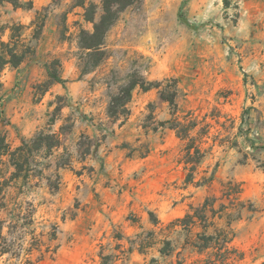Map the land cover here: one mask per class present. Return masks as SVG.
<instances>
[{"label": "rangeland", "instance_id": "1", "mask_svg": "<svg viewBox=\"0 0 264 264\" xmlns=\"http://www.w3.org/2000/svg\"><path fill=\"white\" fill-rule=\"evenodd\" d=\"M18 1L0 4V41L24 53L0 73V264H101L100 254L116 264H264V0H142L118 15L100 57L80 37L93 31L85 9L98 21L102 0L35 10ZM52 64L65 83L45 90ZM132 80L175 84L176 116L197 123L190 137L203 158L190 185L179 163L186 142L163 124L172 110L160 89L135 87L126 121L108 117ZM53 86L61 94L49 97ZM12 100L25 110L21 125L4 116ZM40 133L59 145L32 152L16 173L10 153ZM228 182L244 206L222 195ZM207 198L218 211L211 227L176 222ZM221 205L240 218L221 216ZM223 232L227 244L198 249L203 234Z\"/></svg>", "mask_w": 264, "mask_h": 264}, {"label": "trees", "instance_id": "2", "mask_svg": "<svg viewBox=\"0 0 264 264\" xmlns=\"http://www.w3.org/2000/svg\"><path fill=\"white\" fill-rule=\"evenodd\" d=\"M142 0H102L101 2V16L98 21H94L95 11L92 4H89V7L85 9V21L92 24L93 31L91 33H87L82 31L80 37L81 48L89 51V55L92 57H100V49L103 46L104 38L109 31V29L114 25L115 21L118 18V15L123 12L126 8L135 5ZM2 2H8L13 5L15 8H21L22 5L18 0H0V4ZM79 6H84V0L79 1ZM32 7V2L27 3V8L30 9ZM178 18L185 23L187 26L188 23L182 15L180 10L178 14ZM24 59V53L17 50L16 44L12 46L10 43L4 44L0 41V73L1 71L8 65L12 67L19 66ZM101 58H96V63L100 62ZM65 80L61 79L56 70L52 67L48 69V80L45 83V90H47L53 84H64ZM139 86L140 89L144 92L149 91L152 88L160 89V99L163 102L168 103L171 112V119L163 124H169V129L175 132V135L181 141L186 142L182 149V156L180 159V164L183 165L184 173V183L186 185H190L194 180V172L196 170V166L200 164L203 158V152L198 144H196L195 139L190 137L191 131H193L197 127V123L189 116H185L183 119H179L176 116V89L175 84L170 87H162V83H146L139 82L137 80H132L130 83L120 89L119 93L112 96L110 99V103L108 106L107 114L108 117L113 121H119L122 119V123H124L129 116V110L127 108L128 104L131 101V93L135 87ZM2 85L0 82V93H1ZM0 95V100H1ZM59 145V140L56 139L55 135L40 133L37 137H35L32 141L26 142L23 141L22 145L16 148L13 152L10 153V157L12 159V164L16 169V173H20L23 169L25 163H27V157L32 152L39 151L41 149H45L46 151H50L54 147ZM8 153V147L4 145V139L0 138V154ZM23 159V161H20ZM17 176V174H16ZM222 195L232 204L233 208L240 206H244L240 202L241 195V186L238 184H234L231 182L222 185L221 189ZM236 204V206H235ZM244 208V207H243ZM222 213L221 216H225L228 218L235 217L236 219L240 218V212L237 209H234V214H224V211L227 210L225 205H221ZM212 212V217H208L207 213ZM218 211H215L212 206V201L210 199H205V201L196 208H190V211L181 219H177L178 222L183 228H191L196 225V222H201L204 224L203 228L207 229V227H211L213 222L211 220L213 214H216ZM31 224L33 220L30 217ZM2 223H0V255L8 253V248L6 247V240L2 238ZM202 245L198 247L200 250H207L210 248V244L213 241L214 244H218V247L229 242L228 234L223 232V235L220 239L214 240L212 235L202 236ZM196 247V246H195ZM163 254V251H160ZM101 264H116L117 261L116 256H103L100 254Z\"/></svg>", "mask_w": 264, "mask_h": 264}, {"label": "crops", "instance_id": "3", "mask_svg": "<svg viewBox=\"0 0 264 264\" xmlns=\"http://www.w3.org/2000/svg\"><path fill=\"white\" fill-rule=\"evenodd\" d=\"M21 2H25L26 0H20ZM47 0H34L32 2L33 9H37L40 7L41 4H46ZM54 94V95H52ZM61 94V89H58L56 86H53L52 90L48 92L47 95L49 97L55 96V95ZM4 110V116L6 120H8L11 124L21 125L23 121H26V113L23 108H21L20 105L15 104V101L12 100L11 102H7L5 106L2 108ZM23 119V120H22ZM10 129V127L8 126ZM23 135H30L29 131H22Z\"/></svg>", "mask_w": 264, "mask_h": 264}]
</instances>
